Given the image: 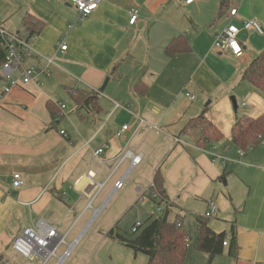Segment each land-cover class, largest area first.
Returning <instances> with one entry per match:
<instances>
[{"label": "crops", "instance_id": "obj_1", "mask_svg": "<svg viewBox=\"0 0 264 264\" xmlns=\"http://www.w3.org/2000/svg\"><path fill=\"white\" fill-rule=\"evenodd\" d=\"M186 1L101 0L94 13L77 21L67 0H0L8 30L18 31L30 17L38 33L35 55L25 63L37 71L33 80L0 95V256L5 264L19 256L12 250L14 239L39 220L64 238L57 257L71 244L76 255L92 254L86 251L87 233L111 227L108 217L136 208L139 197L156 195L151 190L156 172L164 187L165 198H159L169 214L178 212L177 217L189 201L199 200L206 212L208 200H216L213 217L221 223L210 229L226 232L227 245L211 264H264V138L244 152L231 141L236 117L264 113V93L242 80L245 67L264 48V0ZM233 7L238 16L230 21ZM133 8L138 20L130 25ZM248 19L261 31L243 30ZM229 24L240 29L238 39L245 46L240 57L212 51L214 35ZM179 36L187 49L167 56L166 45ZM3 84L0 75V92ZM187 90L194 99L185 96ZM75 91L95 94L96 108L78 106L71 98ZM203 112L223 135L205 147L185 132ZM137 117L145 124L136 130ZM123 125L129 129L117 136ZM127 152L130 156L123 158ZM131 156H140V163L132 165ZM15 173L24 182L18 189L12 188ZM119 181L123 185L116 189ZM115 227L107 230V238ZM232 234L235 256L229 254ZM201 255L206 264L207 256ZM194 256L189 264H196ZM110 261L98 264H116Z\"/></svg>", "mask_w": 264, "mask_h": 264}, {"label": "trees", "instance_id": "obj_2", "mask_svg": "<svg viewBox=\"0 0 264 264\" xmlns=\"http://www.w3.org/2000/svg\"><path fill=\"white\" fill-rule=\"evenodd\" d=\"M224 1L222 2V6ZM35 21L30 17H25L23 27H28L31 31H37L33 24ZM187 49V41L179 36L172 39L165 47L164 53L167 56L184 52ZM4 60V53L0 49V66ZM242 80L250 84L255 90L264 93V48L245 67L242 73ZM71 98L80 107L96 108V95L75 91ZM50 106V105H49ZM54 114V112L52 111ZM191 131L194 135L196 145L205 147L207 144L217 142L222 139V133L204 117V112L196 118L190 120L185 128V132ZM264 138V113L257 118L236 117L232 128L231 141L241 151L255 148ZM163 181L159 172H156L152 184V192L162 199ZM198 220L199 235L196 240L195 250L207 256L206 264H211L213 260L222 254L223 242L226 240V232L216 233L210 229L206 222L209 218ZM140 230L130 236H125L115 230L108 232V237L115 240L122 246L133 250L135 253H142L147 257L146 264H189L187 234L178 225L176 220L169 219V209L164 208L163 213L157 217H150ZM229 254L235 256L237 252L236 237L232 234L229 243ZM0 264H5L0 256Z\"/></svg>", "mask_w": 264, "mask_h": 264}, {"label": "built area", "instance_id": "obj_3", "mask_svg": "<svg viewBox=\"0 0 264 264\" xmlns=\"http://www.w3.org/2000/svg\"><path fill=\"white\" fill-rule=\"evenodd\" d=\"M193 0H187L186 3H190ZM67 2L72 5L77 13V21H82L86 17L94 13L101 0H67ZM238 16V9L236 7L230 8L227 13V19L232 21ZM138 20V10L131 9L129 11V24L135 25ZM242 29L245 31H261L260 25L257 21L253 19L244 20L242 23ZM240 29L235 25L229 24L219 33L215 34L213 37L212 51L214 53L223 55L231 54L235 57H240L244 53L245 46L239 42L237 36ZM37 31H31L28 27H22L18 31H10L5 27L4 21L0 16V49L4 53V60L0 66L1 79L4 81L0 95L8 93L12 88L18 87L20 85H25L31 82L37 73L33 67L25 66V63L35 55L33 49V43L37 39ZM66 46L64 43L59 45V50L64 51ZM48 63H51V58L47 59ZM185 96L189 99H194V95L190 91L185 92ZM116 106H118L116 104ZM60 108H64L60 105ZM136 130L140 128L145 121L140 117L135 120ZM149 129L158 131L155 126H148ZM128 125H123L120 130L117 131L116 135L128 130ZM62 135H65L64 131H61ZM178 142V139H175ZM105 146L100 147L94 151V156L99 157L100 154L104 152ZM129 152L125 153L123 158L129 157ZM223 162L226 159H222ZM141 161L140 156H131L132 165L138 164ZM89 178H93V174L88 173ZM23 179L19 173H15L12 176V188L18 189L23 185ZM99 188L100 184H96ZM123 185L122 181L115 184V188L119 189ZM158 196V195H157ZM145 198L142 197V200ZM217 212V205L213 199L208 200L207 210L203 217L211 218ZM181 225L180 222L177 223ZM142 224L137 222L131 227V233H137ZM65 244L64 238L60 236L56 227L43 221H37L33 226L25 228L20 235H18L12 244V250L15 254L19 255L23 259L32 262L37 259L42 261L41 264H47L49 260L57 258L58 262L56 264H62L63 261L69 256L71 249L74 244L68 245L61 257L56 256L58 248ZM223 245H227V240L223 242Z\"/></svg>", "mask_w": 264, "mask_h": 264}, {"label": "rangeland", "instance_id": "obj_4", "mask_svg": "<svg viewBox=\"0 0 264 264\" xmlns=\"http://www.w3.org/2000/svg\"><path fill=\"white\" fill-rule=\"evenodd\" d=\"M244 95L245 94L240 96V100L243 99ZM219 185H222L225 194L224 196L226 197L225 201H227V196L229 198V195L227 192H225L226 187L224 186L223 182ZM138 199L139 201L137 200L136 203H134L136 208L123 211L118 215L111 214L108 217V221L112 222L111 227L102 229V231H99V227H95L87 233L84 238V241L87 240L86 251L93 252L92 254L85 252L81 253L80 255H76L75 252L71 251L72 254L70 252L69 256L66 258L67 260L65 262L63 261L64 263L62 264H98L100 261H102V259L103 262H111L110 259L112 258L113 262L116 264H145L146 256H144V254L140 252L134 254L133 250L119 246L114 242V240L107 238L105 235L107 230L114 227L115 225V230L118 233L125 236L133 235L130 230L134 224L140 222L144 226L146 224L145 222H147V219H149L151 216L157 217L163 213L164 205L157 195L149 196L148 198H145V200H140V197ZM176 213L178 212L172 211L169 214V219L174 221L176 220L177 223L180 222L182 229L187 234L188 257L192 258L193 254L197 255L194 256L195 263L205 264L203 261V256L195 250L196 239L199 235L198 220H203L202 218L205 213V206H203L200 200L189 201L187 203V207H185V212L179 213L177 217L175 216ZM220 213L222 214V212ZM219 219L213 217L211 219H207L206 222L208 223L209 227H211L212 223L220 225L221 222ZM63 247L64 246L58 248L56 254L59 255L62 252ZM96 251H98V260L95 259ZM12 261L15 262L14 264L42 263L40 259L29 262L19 256H16V258L12 259ZM55 262H58L57 258L52 257L47 264H55Z\"/></svg>", "mask_w": 264, "mask_h": 264}, {"label": "water", "instance_id": "obj_5", "mask_svg": "<svg viewBox=\"0 0 264 264\" xmlns=\"http://www.w3.org/2000/svg\"><path fill=\"white\" fill-rule=\"evenodd\" d=\"M223 184H224V185H226V183H225V182H223Z\"/></svg>", "mask_w": 264, "mask_h": 264}]
</instances>
